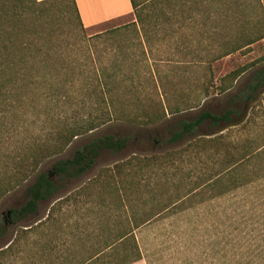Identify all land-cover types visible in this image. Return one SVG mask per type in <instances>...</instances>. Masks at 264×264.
Listing matches in <instances>:
<instances>
[{"label":"trees","instance_id":"16d2710c","mask_svg":"<svg viewBox=\"0 0 264 264\" xmlns=\"http://www.w3.org/2000/svg\"><path fill=\"white\" fill-rule=\"evenodd\" d=\"M66 1L0 0V200L35 176L27 202L10 209L11 224L0 219V264H129L142 259L135 230L179 201L202 203L214 176L218 183L227 175L237 182L241 163L253 157L248 151L238 160L230 154L207 174L225 147V135L198 134L176 151L135 155L114 166L117 173L101 170L58 197L44 215L41 204L54 199L62 185L41 171V165L63 153L76 137L117 120L154 126L170 114L199 107L215 93L227 92L244 71L264 59L214 78L215 62L248 52L264 39V20L257 13L252 17L261 0H131L133 31L120 39L118 50L95 48L78 55L68 44L67 60L65 40L51 44L52 33L41 30L48 21L28 19L23 10L42 7L43 17L52 15L48 9L58 11L53 16L73 11L86 28L76 0H68V5ZM194 70L202 76L192 78ZM263 84L264 70L246 85L244 94L231 97V104L244 102L240 110L236 105L220 114L203 110L197 118L178 123L169 141L182 140L203 123L224 128L240 124ZM125 144L126 139L112 135L94 140L59 159L55 174L68 184L80 180L102 148L119 151ZM177 161L188 168L174 181L170 167ZM196 168L201 172L193 178ZM126 199L132 201L130 206ZM183 203L181 210L194 205ZM13 226L19 227L16 236L2 245Z\"/></svg>","mask_w":264,"mask_h":264},{"label":"rangeland","instance_id":"374dc122","mask_svg":"<svg viewBox=\"0 0 264 264\" xmlns=\"http://www.w3.org/2000/svg\"><path fill=\"white\" fill-rule=\"evenodd\" d=\"M66 2L68 5V0ZM260 4L259 9L252 12V17H255L257 13V17L264 20V0H261ZM23 10L24 16L28 19L48 21V24L41 27V30L52 33L51 44L58 45L65 40L66 48L63 50L67 60L68 44L75 48L78 55L86 54L88 49L94 50L95 48L103 50L116 47L118 50L122 45L120 39L133 31L131 23L135 20L132 13L129 16L83 28L71 10L70 15L66 13L53 16L58 11L48 9L47 12L53 13L47 17L41 15L42 7L39 6H26ZM249 15H251L250 12ZM115 27L120 28L112 33L110 30ZM134 54L138 57L137 48H134ZM263 55L264 39L253 44L248 52L238 51L215 62L214 78L218 79ZM263 66L264 59L258 60L237 78L234 86L227 92L215 93L206 98L199 107L178 114H170L154 126L141 127L117 120L76 137L63 153L46 159L40 170L53 171L54 164L59 159L69 157L77 149L86 147L94 140L102 139L107 135L124 138L126 144L119 151L102 148L93 168L80 180H72L68 184V180L64 183L58 174H52L51 177L62 185V189L54 199L41 204L42 213L47 215L58 197L67 196L69 192L93 179L101 170L107 168L112 169V173H117L118 169L114 166L127 163L135 155L153 156L176 151L198 134L225 135V147L222 148L221 153L216 154L215 161L212 163L214 167H209L207 174L211 171L215 172L220 167L222 159H226L230 154H234L235 159L238 160L244 152L248 151L253 157L241 163V168L235 173L238 177L237 182H232L230 176L227 175L218 183L214 176L212 182L206 186L202 203H198L196 199L192 202L179 201L175 207L153 217L135 230V234L142 256L148 264H264V92L259 93L257 100L252 101L240 124L224 128L223 125L213 126L211 123H203L193 134H187L182 140L169 141L171 131L178 123L197 118L203 110L220 114L230 105H236V109L240 110L244 102L237 104L234 101L231 104V97L240 93L253 71ZM165 68L167 69V66ZM200 76L202 73L199 70L191 72V77L194 79ZM235 118L239 121L237 117ZM145 136L147 138H144ZM176 165L170 167V174L174 181H177V178H180L184 170L188 168L185 162L177 161ZM181 167H184L183 170ZM124 168L125 171H129L131 166L127 165ZM200 172L201 170L196 168L193 178L197 177ZM34 179L35 176L30 177L1 198L0 219L7 225L11 224L8 211L27 202V188ZM235 184L242 185L232 189ZM192 185L194 183L190 186ZM173 189L174 187L170 190L173 191ZM198 199H201L200 196ZM168 200L166 198L164 201ZM184 201L194 205L181 210L179 208ZM126 203L130 206L132 201L126 199ZM90 205V203L87 204L88 207ZM66 212L67 218L64 216V225H68V204ZM18 229L19 227L13 226L1 244L12 240ZM14 264H22V262L17 260Z\"/></svg>","mask_w":264,"mask_h":264},{"label":"crops","instance_id":"0c3cea01","mask_svg":"<svg viewBox=\"0 0 264 264\" xmlns=\"http://www.w3.org/2000/svg\"><path fill=\"white\" fill-rule=\"evenodd\" d=\"M76 3L85 27H92L114 19L129 16L133 13L131 0H76ZM262 70H264V66L253 71L247 80L246 85H248L253 77ZM246 85L242 87V93L244 92ZM248 92L249 91H247V93ZM261 92H264V84L258 88L255 96L258 98L259 93ZM129 264H148V262L146 259L142 258Z\"/></svg>","mask_w":264,"mask_h":264},{"label":"water","instance_id":"95a60500","mask_svg":"<svg viewBox=\"0 0 264 264\" xmlns=\"http://www.w3.org/2000/svg\"><path fill=\"white\" fill-rule=\"evenodd\" d=\"M50 173H51V175H52V174L55 173V171H54V170H53V171H50ZM51 179H52L53 181H56L55 178H53V177H51ZM8 214H10V210L8 211Z\"/></svg>","mask_w":264,"mask_h":264},{"label":"flooded vegetation","instance_id":"af4514ba","mask_svg":"<svg viewBox=\"0 0 264 264\" xmlns=\"http://www.w3.org/2000/svg\"><path fill=\"white\" fill-rule=\"evenodd\" d=\"M144 138H147V137L145 136ZM48 174H49V177L51 178V173H50V172H48Z\"/></svg>","mask_w":264,"mask_h":264}]
</instances>
